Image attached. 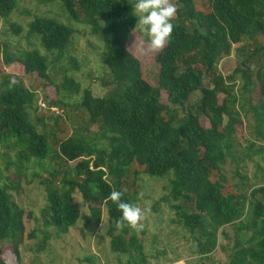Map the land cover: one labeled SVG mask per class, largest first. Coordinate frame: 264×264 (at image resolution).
Segmentation results:
<instances>
[{"label": "trees", "instance_id": "obj_1", "mask_svg": "<svg viewBox=\"0 0 264 264\" xmlns=\"http://www.w3.org/2000/svg\"><path fill=\"white\" fill-rule=\"evenodd\" d=\"M20 1L0 0V20L7 21L18 12ZM36 1H57L69 22L89 27L103 44L101 62L107 79L101 80V86L107 93L98 98L88 89L81 91L66 75L60 85L50 80L46 55H54L50 66L55 69L72 43L71 26L44 16L27 24L29 45L33 37L38 38L46 55L33 49L16 57L0 39V264L20 263L15 239L25 235V220L32 219L8 193L17 190L23 178L27 184L39 179L46 191L42 225L33 228L28 239L44 243L50 229L57 238L67 235L80 219L73 197L79 193L96 225L106 211L112 223L108 230L111 253L130 256L133 262L128 264H146L142 246L134 234L125 237L130 227L118 223L121 213L107 199L112 191H120L123 201L133 203L141 175L171 176L169 208L191 235L201 260L211 262L216 251L229 249L226 264H264V186L245 190V182L231 185L223 170L230 162L240 177V164L252 162L237 138L241 114L249 113L263 167L255 163L264 175V0H205L206 7L201 9L196 0H171L177 13L170 40L154 57L157 86L143 78L140 61L127 49L137 23L132 0ZM10 28L16 36L23 33L19 25L11 23ZM245 36L258 45L253 54L230 75L217 74L216 65ZM254 57L258 66L252 73L248 62ZM68 63L76 64L72 58ZM26 77L54 86L57 100L43 103L49 109L68 107L63 91L70 97L82 93L79 107L88 127L54 139L59 164L49 163L53 151L48 136L32 122L31 112L39 107L35 91L24 84ZM205 77L210 87H204ZM253 82L258 85L255 101L249 90ZM39 123L44 125L42 119ZM71 162L76 164L60 172L62 165L66 168ZM10 173L18 176L15 182L10 181Z\"/></svg>", "mask_w": 264, "mask_h": 264}, {"label": "rangeland", "instance_id": "obj_2", "mask_svg": "<svg viewBox=\"0 0 264 264\" xmlns=\"http://www.w3.org/2000/svg\"><path fill=\"white\" fill-rule=\"evenodd\" d=\"M132 1L135 2V0ZM196 1L199 9L206 7L205 0ZM37 16L54 18L62 24L71 26L75 31L68 52L55 69L50 66L54 55L47 54L42 49L39 39L33 37L30 40L32 44L29 45L25 38L27 24ZM66 16L67 14L57 1L41 4L36 0H21L18 12L12 14L7 21L0 20V39L8 45L10 52L16 57L33 49L38 50L43 55L47 54L49 77L54 85H60L63 76L66 75L80 85L81 91L88 89L93 96L101 98L107 93V88L101 86V80L107 79V69L101 62L104 55L103 44L98 38L91 35L89 27L69 22ZM11 23L23 28V33L20 36L13 34L10 28ZM254 45V40L250 36H245L241 43L232 46L233 50L229 57L221 59L215 67V72L223 77L230 75L236 67L240 66L242 61L253 54L255 47L258 46L257 44ZM127 49L140 61L143 78L152 86H157L158 67L154 64V57L159 51L150 49L148 44L143 41L137 27L128 41ZM71 58L75 60V65L68 63ZM248 66L254 73L258 66L257 58L254 57L249 60ZM23 81L25 86L34 90L37 95L36 101L39 108L35 113L31 112V118L38 131L45 132L48 136L50 148L53 151V160L49 163L59 164V160L54 156V152L57 151V145L53 142L54 139L70 136L75 129L82 126L88 127L87 116L84 110L79 107L82 101V93L70 97L66 91H63L64 102L68 107L56 106V108L49 109L45 105V101L54 102L57 100L54 86L50 82L36 81L33 77H26ZM237 83L239 86L240 83ZM256 84L253 82V86L249 89L253 101L257 100L258 97V85ZM203 85L210 87L207 77H205ZM199 97L198 93L194 99L197 100ZM43 103L45 104L43 105ZM55 113L58 115L54 116ZM40 119L43 120L44 125L39 123ZM241 120L242 124L237 127V138L243 151L246 153L247 150L251 155L252 162L246 160L240 164L238 172L240 177L235 175L236 167L230 162L226 164L223 170L231 185H239L241 182H245L247 186L244 189L249 190L254 185L264 186V175L255 163L259 162L262 166L261 156L257 153L259 142L255 141V137L252 135L253 121L251 115L249 113L241 114ZM201 123L205 127L208 126L207 121L203 118ZM251 143H255L253 150H248ZM104 144L105 141L103 140L101 145L104 146ZM75 164L76 162H71L66 168L62 165L60 172H64ZM134 170L135 167L132 166L131 173ZM31 172L29 171L28 174ZM42 175L47 178L46 174ZM131 176L133 175L131 174ZM9 177L11 182H15L18 178L13 173H10ZM241 177H244L245 181H242ZM170 180L171 176L161 179H154L145 175L140 176V180L137 182L139 186L138 195L133 204L142 210L143 219L141 223L143 228H130L125 237L128 238L131 234L135 235L138 243L142 246V255L146 264H226L230 253L229 249H225L223 253H220L219 250L216 251L212 255L213 260L211 262L203 261L197 255L191 235L178 224L175 213L169 208L168 198L172 188ZM54 182L57 185L59 179L55 177ZM233 189L235 188L233 187ZM8 193L13 202L24 209L26 213L32 214L30 221L25 220V235L22 238L17 236L15 239V242L20 245L19 264H128L133 262L130 256H117L111 253L108 230L112 223L109 221L106 211H103L101 221L96 225L90 219L87 204L79 193H75L73 196L75 206L80 212V219L76 225L69 230L67 235L60 238L55 237L50 229L46 236L47 241L44 243H40L37 238L28 239L27 235L33 228L36 226L40 228L42 225V212L46 207L45 187L40 185L37 178L28 184L23 178L19 188L17 190L11 189ZM39 233L37 236L42 237L38 235ZM245 235L248 236V234ZM220 242L226 244L222 240ZM136 260L140 263L139 257ZM11 264H14L13 260Z\"/></svg>", "mask_w": 264, "mask_h": 264}, {"label": "clouds", "instance_id": "obj_3", "mask_svg": "<svg viewBox=\"0 0 264 264\" xmlns=\"http://www.w3.org/2000/svg\"><path fill=\"white\" fill-rule=\"evenodd\" d=\"M131 8L132 15L138 18L135 27L141 33L143 41L152 51L163 49L173 33L176 6L171 0H135ZM107 199L115 204L121 213L118 221L120 225L133 229L143 228V213L140 207L123 201L120 191H112Z\"/></svg>", "mask_w": 264, "mask_h": 264}, {"label": "built area", "instance_id": "obj_4", "mask_svg": "<svg viewBox=\"0 0 264 264\" xmlns=\"http://www.w3.org/2000/svg\"><path fill=\"white\" fill-rule=\"evenodd\" d=\"M44 105V104H43ZM174 264H176V263H174Z\"/></svg>", "mask_w": 264, "mask_h": 264}]
</instances>
